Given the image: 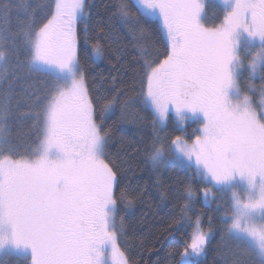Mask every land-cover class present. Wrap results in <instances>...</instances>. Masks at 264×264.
Masks as SVG:
<instances>
[{
	"label": "snow or ice",
	"instance_id": "6c2138e0",
	"mask_svg": "<svg viewBox=\"0 0 264 264\" xmlns=\"http://www.w3.org/2000/svg\"><path fill=\"white\" fill-rule=\"evenodd\" d=\"M206 3L115 0L96 8L90 0H51L39 18L25 6L18 33L0 28V253L24 254L30 264H135L119 244L121 212L134 214L145 190L122 183L103 118L125 122L139 106L153 115L145 147L150 171L159 177L171 160L187 177L177 222L197 203L215 204L223 264H264V0H222L211 24ZM10 10L0 5L5 25ZM122 35L136 51L131 69L123 45L109 47L118 73H133V86L120 87L123 77L114 75L112 87L94 97L81 53L103 60L101 40ZM21 74L46 87L29 98L34 147L17 151L10 96ZM245 74L259 78V87L242 90ZM173 116L177 131L198 124L195 134L169 136ZM219 193L229 194L227 209L217 203ZM157 195L164 202L176 193L160 187ZM213 233L211 218L205 229L197 216L178 264H205Z\"/></svg>",
	"mask_w": 264,
	"mask_h": 264
},
{
	"label": "trees",
	"instance_id": "16d2710c",
	"mask_svg": "<svg viewBox=\"0 0 264 264\" xmlns=\"http://www.w3.org/2000/svg\"><path fill=\"white\" fill-rule=\"evenodd\" d=\"M6 2L9 3L11 10L8 14L7 25L0 13V28L7 26L10 32L18 33L20 20L25 15V6L30 10L34 9L36 17L39 18L42 8L50 4L51 0H0V5ZM114 2L115 0H90V3L94 4L96 8ZM223 8L215 0H207L206 20L209 24L216 22V17ZM116 28H119L118 24H116ZM101 44L105 46L103 60L93 63L91 60H86L82 53L80 57L88 78L90 92L94 97L98 92L112 87L111 77L114 75L123 77L124 82L119 85L120 87L133 86V73L131 71L118 73L117 69L120 64L116 59L117 53L109 47L111 45L114 48L116 44H122L123 62L131 69L136 51L130 38L122 35L115 42L106 39L101 40ZM135 67L138 69L139 65L137 64ZM258 82L261 81L258 80ZM45 87L46 84L41 82V78L27 77L23 74H21V79L13 84L10 103L15 112V118L12 121L11 135L17 146V151L34 147L36 132L32 127L34 120L30 115L31 101L29 98L41 94ZM135 87L138 89L139 84H135ZM17 102H19L18 108ZM137 111V115L131 116L125 122H121L118 115L104 116L103 118L105 127L111 130L108 151L124 169L120 177L122 183L128 185L130 182L132 186L139 185L145 190L143 201L137 204L134 214L125 215L121 212L124 217V229L119 235L120 247L135 264H178V254L188 242L189 236L194 230V221L199 216L205 229L208 227L209 218H211V225L214 229L212 248L203 258L205 264H223V258L217 250L223 248L226 243L223 239L222 212L215 211V204L208 208L197 203L189 214V219L177 222L179 220L178 205L183 199V183L187 178L186 174L183 170L170 166L171 160L162 167L159 177L150 171L151 164L147 159L145 147L150 142V121L153 119V115L150 110L146 112L139 109V106H137ZM97 115L98 117L101 115L99 109H97ZM198 126V124L189 121L184 127L186 131H177L178 122L173 116L168 124V135L183 134L192 137ZM157 180H159V184ZM160 187H163L164 190L171 187L176 196L161 202L157 195ZM196 187L199 190L201 186L196 185ZM216 199L217 203H223L227 209L228 193L224 195L219 193ZM1 260L6 261V264H30L27 256L19 254L4 256Z\"/></svg>",
	"mask_w": 264,
	"mask_h": 264
},
{
	"label": "rangeland",
	"instance_id": "374dc122",
	"mask_svg": "<svg viewBox=\"0 0 264 264\" xmlns=\"http://www.w3.org/2000/svg\"><path fill=\"white\" fill-rule=\"evenodd\" d=\"M215 1L218 2L222 7H224V5L222 3V0H215ZM2 68H3V63L0 62V70H2ZM258 80H259V78H255L254 81H249L247 79V74H245L244 76L241 77V88H242V90H247L249 83H254L257 86V88H258L260 83H261V82H258ZM249 94L253 96L254 102L258 104L259 101H260L259 92L258 91H253V92H250ZM183 127H185V126H183ZM220 194L224 195V194H227V193H220ZM19 255H24V254H19ZM4 256H8V254L0 253V260Z\"/></svg>",
	"mask_w": 264,
	"mask_h": 264
}]
</instances>
